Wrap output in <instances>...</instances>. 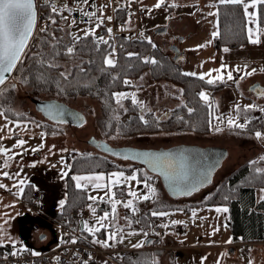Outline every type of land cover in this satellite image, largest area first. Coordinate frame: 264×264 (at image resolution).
<instances>
[{"label":"rangeland","instance_id":"1","mask_svg":"<svg viewBox=\"0 0 264 264\" xmlns=\"http://www.w3.org/2000/svg\"><path fill=\"white\" fill-rule=\"evenodd\" d=\"M99 1L100 0H88V3L85 4L84 0H72V3L68 5V7L66 6L59 10L63 13V23L68 37L72 38L77 35L82 36L83 32L89 29H94L95 32L99 31L96 24L107 15L105 12L100 10L103 4L100 6ZM166 3L168 4L162 5L157 9L154 7L155 4H149V6H146L141 0L139 7L141 13L137 17H130L129 14L127 20L124 21L122 29L127 31L129 36H133L134 32L131 30L136 29L138 32L137 34H140L144 38L155 39L156 43H158L160 47L168 51H170L169 45L176 42L178 44L177 46H179L182 51L187 52V57L184 55V58H182L183 60L181 61V66L184 70L183 72H195L197 73V76L210 73V75L204 76L207 80L223 75L224 79L222 81L226 82L228 85L223 89L221 94H219L221 92L220 91L218 93L219 95L217 94L215 96V99L210 97L211 89L204 88L202 90V92L206 93L208 96V100H204V102L215 106V120L211 133L204 135L192 131L176 130L173 132L160 131L158 133H142L125 137L120 133V127L122 122L127 121L130 114H128L127 104L123 101L124 99L122 100V107L116 103V99L114 100L113 114L114 120L116 121L112 129L109 128L110 126L106 127L112 130L109 134H106L103 131L104 129L101 128L98 122L99 116L102 113L100 102H97V100L90 97H78L72 102H60L68 106V112L65 115V120L63 122L61 119L59 121L50 120V118L45 117V115L36 107L34 101L35 99L43 100L53 98L55 96L51 94H31L26 92L28 89L25 85L22 86V90L18 91L13 109L19 113L26 114L28 117L27 119H12L7 116L2 109H0V112L4 113V115L0 116V122L2 127L6 129V131L3 130V132H1L2 137H6L9 133L15 131L22 133V135L17 137L26 141L28 139V134L30 139L27 142H30L28 144L31 145L34 143L33 145L35 146L32 147L33 149L38 148L40 144L44 145L43 148H39V150L34 153H39V151H41L44 154L43 157L45 159H51L55 164L62 167L66 165V155L71 153L87 154L99 152L100 154H104L105 156L126 166L134 164L138 165V168L139 166H142V168L145 167L144 170L148 175L147 169L149 170V168L146 167V165L143 166L141 161L131 156L130 159H127L126 161L123 159L117 160L114 158V155L111 156L107 154L110 151H104L102 149L98 150L94 147L92 143L96 140L107 142L109 144V150H111V152H116L115 154H117L119 158L120 156H129V147L151 149L150 152L144 153L171 152L176 156H181L183 159H187L186 153L184 152L191 147L202 151L219 149V154L224 153L223 146L227 147L225 148L226 155L223 154V157L222 155H216L214 158V166H212V164H209V166L205 165V168H203L202 171L199 170L198 173L193 176L191 183L196 185V190H194V192L197 190L199 191L196 193L193 192L190 196H180L179 194L181 193L176 190L173 182L171 180H166L165 177H161L158 179L159 181L156 180L152 183L149 182L156 189V196L147 201L137 200L130 196H128L125 200L115 197V199L123 202H126L128 199H133L134 205L139 208L138 212L132 213L130 209H125L121 205H117L115 219H112L113 227L109 226L105 228L108 237L112 233H116L115 238L120 239L119 246L122 247L131 243L144 241V228H142L138 218H140L141 215L152 211L168 212L169 215L166 216L167 221L163 223V225L166 224L168 226L164 227L163 231H165L166 235H178L176 230L177 226L187 225V223L194 218L192 215L193 210L196 211V214L201 212L199 208L202 204L200 202L207 199L212 192L216 190L226 175L232 173L233 170L242 163V161L252 157L251 150L246 148L249 144H251L250 141L264 145V138L258 139L255 133H243V131L239 128H229L230 125L228 124V121L225 120V115H227L229 118H235L238 123H244L245 119L248 120L251 116L262 112L260 109H263L264 99L259 102L258 100L251 99L250 95L252 97H257L258 93H255V90L253 89H249L250 87L247 88L242 86L243 83H241L240 77L241 75H244V73L251 72L252 69L257 70L260 68V65H258L259 62L255 60V55L257 53H254L255 57H253L241 51L242 49L237 50L227 48L228 51H222L225 49L223 48L219 55L222 61H218L217 59L216 65L212 66L216 60L212 63L210 60V57H213V53L209 51L210 45H208L209 29L206 28L209 22L206 25L205 21L200 22L197 20V22H195L188 18L197 17V6L179 4L175 0H169ZM173 3L177 6L171 7L170 5ZM134 7L135 6H130L129 8L131 11H134L136 10ZM69 9L71 10L69 11ZM149 9L151 10L150 12ZM84 13H95V15L89 17L84 15ZM65 17L67 19H64ZM73 21H75V23H73ZM162 26H168L167 30L161 33H154L156 28H161ZM194 29H196V34L187 36V31ZM201 45H203V47H198ZM170 52L172 53V51ZM246 58H251L250 62L247 63L241 61ZM221 65H225L226 67L221 69ZM237 68L240 69L238 72H240L241 75L236 74ZM216 69H221V71H213ZM229 71L232 72V80L227 79V73ZM141 77H143L142 80ZM217 82L221 81L218 80ZM133 83L134 88L117 92L136 93L137 100L143 102V105L147 109H150L149 112L155 113L160 119L165 120V118L169 116L168 111H171L174 107L184 101V98H182L181 88L165 81L153 80L148 71L141 73V75L134 80ZM253 83L255 82H252L251 85ZM244 89L246 91H244ZM227 96H230V98L234 97L225 104V101L228 99ZM237 105L240 106L239 114L237 112ZM246 105H256L257 107L246 110L244 108ZM137 106L139 108V113L145 114L142 113L140 105ZM226 106L228 108L227 112L223 110ZM37 119L40 121L54 122L58 126L59 130L51 133H45L43 129L38 126L39 124L36 121ZM217 127L222 130L216 131L215 129ZM260 127L257 131L264 133V130L260 129ZM38 136L41 138H38ZM67 139L72 143H69ZM75 144H79L80 146H84L86 148L80 149ZM3 145L5 148H10L12 146V142H7ZM228 149L232 153H229ZM261 155L264 156V149H261ZM139 156L144 157L143 155ZM232 156H234V158H232ZM144 158L146 159V157ZM218 165L219 168L216 169ZM120 171L121 170L115 172ZM122 172H124L125 176L133 174L125 171ZM150 175L154 176L155 173L153 174L151 171ZM120 185H125L127 187V193L129 192V188L137 191L139 195L147 193V189L144 187L143 183L137 184L135 181H130L122 182ZM114 188L115 186L112 188L113 192ZM90 189L94 188L90 186ZM92 195L94 196V194ZM98 201L99 200L96 202ZM219 208L228 209L226 206ZM189 209H192L191 212L188 211ZM225 213L227 212L216 211L215 214L217 217L215 218V225L212 228L214 231H216V229L220 232L224 231V227L228 224L227 217L224 215ZM172 221H178V223L171 227L169 225L173 224ZM104 223L110 225V220L108 219ZM199 228L201 227H195L197 231ZM221 236L222 234L220 233L218 235V239H220ZM93 237L96 240H102L98 239L97 235H93ZM121 237H123L122 241ZM115 238L113 239V243L111 245L112 247H117V245H114ZM178 239H180V236ZM223 240L226 241L224 236ZM257 248L264 249V246H258ZM234 249L237 250L236 248ZM142 250H144V248ZM224 251H228V249H225ZM253 258L255 260L256 255L252 253L248 261L250 262Z\"/></svg>","mask_w":264,"mask_h":264},{"label":"trees","instance_id":"2","mask_svg":"<svg viewBox=\"0 0 264 264\" xmlns=\"http://www.w3.org/2000/svg\"><path fill=\"white\" fill-rule=\"evenodd\" d=\"M52 6L44 7L43 17H52L56 23L48 24L45 32H40L39 29L35 31L31 38L25 55L22 57L23 63L18 65V68L13 72L12 76L8 78L7 82L0 87L4 90L0 95V109L12 119H27V115L17 112L13 109L16 95L22 86L27 87V91L31 94H51L61 102H72L78 97H90L101 104L102 113L99 116L98 122L106 134L112 132L114 123V100L113 93L121 90L134 88L133 81L136 80L141 73L148 71L153 80L165 81L178 86L182 90L183 103L177 105L169 112V116L160 119L155 113L146 112L145 119L149 121L148 124L143 123L139 116V108L133 105L131 98L124 99L127 104V111L130 116L126 122L121 123L120 133L126 136H134L142 133H158L160 131L173 132L192 131L200 134H209L212 132V127L215 120V106L204 102L199 96L204 88L211 89V98L222 91L226 86V82H216L208 84L207 79H200V76L184 75L181 64H177L172 60V53L164 50L155 39L151 38L152 47L148 43V38L137 36L131 38L126 33L117 34V39L120 47L115 50V59L117 66L115 68H107L104 63V57L111 51L110 44H99V50L96 46V38L106 31V28L100 25V30L95 32L94 36L82 38L75 44V52L72 55L65 54L66 46H71L73 41L71 37L66 34V28L63 23V13L51 11ZM123 8L116 10V23L120 24L126 21L128 11ZM261 13V27H264V6H258ZM218 26L220 35L215 37L213 45L217 49L222 48H237L240 45L248 44L247 21L243 14V9L240 6H219ZM62 29V30H61ZM53 34L60 39L58 51L62 54L56 57V62L59 67L49 68L46 65L38 63L39 56H34V53H41L42 55L51 52L50 44L55 43ZM83 37V35L81 36ZM47 41L48 43H45ZM129 52L139 54L137 57H128ZM153 57L159 63L156 65L150 63H143L142 58ZM185 57L187 53L185 52ZM48 59H51L48 56ZM91 62V63H89ZM83 68L84 71H80ZM66 71V72H65ZM70 73L67 79H64L60 73ZM43 75V79H38ZM113 77H118L113 79ZM245 78V77H244ZM124 79L132 81V85H125ZM13 85L15 87H13ZM188 108L194 109L192 113L188 112ZM264 109V104L263 107ZM159 118V119H157ZM182 118V119H181ZM39 126L45 133L58 131L56 124L48 121L36 120ZM249 123L244 127L246 133L254 134L258 128L264 127V111L257 117H252L248 120ZM71 168H68V175L66 176V198L65 203L60 210L55 213L54 218L61 221L66 218L72 221L77 212L85 209L87 206L88 192L87 189L79 190L75 187L76 182L71 179L74 173L90 172V171H108L109 169H124L128 172L135 171V166H123L117 161L100 153H83L78 156H68ZM254 158L246 160L239 165L232 173L226 175L216 190L205 200L200 202L202 205H228L230 208V215L236 220V226L239 232L249 235L256 232H263L257 238H247L245 241H259L264 238V200L257 202L254 206L258 207L259 212L252 209V203L257 199L256 189L258 187L264 188V173H256L255 168L264 169V160ZM251 161H257L255 165ZM138 176L140 179L147 175L143 169H139ZM150 177L149 173L147 175ZM150 182V181H149ZM117 190L126 191V186L121 185L116 187ZM31 187L27 191V199L31 195ZM251 207V208H250ZM141 225L149 234L154 233V229L158 224H163L166 221L165 216H152L150 213L142 215ZM84 227L82 232H84ZM262 236V237H261ZM160 249L139 250L136 256L124 258L128 263L134 264L135 261H156L161 256ZM93 264V263H92Z\"/></svg>","mask_w":264,"mask_h":264},{"label":"crops","instance_id":"3","mask_svg":"<svg viewBox=\"0 0 264 264\" xmlns=\"http://www.w3.org/2000/svg\"><path fill=\"white\" fill-rule=\"evenodd\" d=\"M122 1L125 3V7H126L125 9H127L128 15L130 14V17H137L141 13L140 8H139L141 0H122ZM142 1L144 2V5L146 6H149V4L153 5L157 3V0H142ZM168 1L165 0L164 5H167L168 3L166 2ZM175 1L179 4H185V5L187 4V5L198 7L197 17H191V18L188 17V18L195 22H197V20H199L200 22L205 21L206 25L209 22L206 29H209V33H208L209 35L208 43L210 41V43L208 44L210 45L209 51L213 53V57H210V60H211V63L214 62V60H216L215 63L212 64V66L216 65L217 59L218 61H222L219 55L223 48L217 49L214 47L213 42L215 38L212 36V33L217 30L216 25H217L218 18L216 16L208 15L209 12L217 11L216 8L209 6L211 4L217 3V0H175ZM99 2L101 6L102 4H105L106 2H108V0H100ZM130 6H135L134 8L136 10L131 11L129 8ZM250 11H252V9H250ZM132 13H135V15H132ZM97 23H99V21ZM123 26H124V23H122V25H117L116 28L118 31L127 34V31L122 29ZM248 26L249 25L247 24V27ZM100 29L101 28L98 27V30ZM131 31L134 32L133 36H130L131 38L135 36L136 37L141 36L140 34H137L138 32L136 31V29H133ZM195 34H196V29L187 31V36H192ZM260 39H261V42L259 44H252L250 42H247L248 44H245L242 46L240 45V47L230 48V49H237V50L242 49L241 51L249 54L250 56H253V57L256 56L255 60L259 62L258 65H260V68L257 69L256 72L250 76L245 75V73L244 75H241L240 72L238 71L236 72L237 75H241L240 77H243V79H241V83H243L242 86L247 87V88L251 86L252 82H256V81H259L262 84H264V71H262V69L264 68V64H263L264 35H261ZM254 53H257V54L254 56ZM250 60L251 58H246L241 61L248 63L250 62ZM244 91L246 90L244 89ZM222 92L223 90L219 94H221ZM257 95H258L257 97H252L250 95V98L254 100H258V102L264 99V95H261V94L260 95L257 94ZM227 98L228 99L227 101H225V104L226 102H229L232 99L230 98V96L229 97L227 96ZM227 109L228 108L226 106L225 109L223 110L227 112ZM261 113L259 112L257 113V115L255 114L254 116H251V117H255V116L257 117ZM225 116H226L225 120L228 121L229 117L227 115ZM50 120H54V119L50 118ZM56 121H59V120H56ZM61 121L63 122L64 120H61ZM50 123L55 124L54 122H51V121ZM229 128H232V126H229ZM234 128H237V127H234ZM3 130L6 131V129L2 127V124L0 122V137H2L1 132H3ZM241 130L243 131V133H246L244 128H242ZM246 134H249V133H246ZM19 135H22V133L15 132V131L9 133L6 137H2L3 139H0V145L4 147L3 145L4 143L12 142V146H13L14 143L16 144V141H17L16 139H19L17 137ZM27 138L28 139L26 140V144L23 145L22 147L12 148L11 146L9 148L11 149V152L9 154L13 155V159L9 161V166L7 168H0V171L6 170L9 173L13 174L11 178H5L3 176H0V183L7 186L5 188H0V225H3V231L2 233H0V235H4L8 238L7 240H5V243L3 245H0V248H11V250L12 249H29V250H32L33 252L40 253L49 248L55 247L64 241V238L66 236L65 235L66 230L61 225V222H58L59 220L54 218L55 213H57L60 210V208L63 206L60 204V201L61 200L65 201V198H66L65 196L66 176H64L63 173L69 171L66 165H70V160L67 157L68 156L74 157V156L81 155L83 153H74V154L71 153L69 155H66L67 162H66V165L62 167V166L55 164L51 159H47V158L45 159L43 157L44 154L41 151H39V153H34L32 151L33 149L32 147L35 145H33L34 143H32V145L28 144L30 143V142H27L30 139L28 134H27ZM38 138H41V137L38 136ZM68 139L67 141L70 143L71 141ZM250 142L251 144H249L246 148L251 150L252 157H250V159H247V160H251L256 157L257 158L261 157L262 156L261 149H264L263 148L264 145H261V143L257 144L253 141H250ZM75 145L80 149L86 148L84 146H80L79 144H75ZM92 145L99 150L98 146L94 144ZM223 147H224L223 154L226 155L225 148L227 147L226 146H223ZM194 150L195 148L193 147L189 148L188 153H186L188 156L187 155L186 156L188 159H190V162L194 164L193 166L194 168L201 169L202 168L201 164H203V162L199 161L200 158L199 159L197 158L196 151ZM228 151L229 153H232L230 152L229 149ZM107 154L111 156L114 155V158L117 160L123 159L124 161H126L127 159H129V158H123L122 156H120L119 158L117 155L110 153V152ZM232 158H234V156H232ZM4 159L5 157L2 158L0 162H2ZM242 163H244V161H242ZM219 165L216 167V169L219 168ZM123 166H126V165H123ZM127 166H135L136 168H135V171L133 172H136L137 176H138V171H140L139 169L144 170L145 168V167L142 168V166L141 167L139 166L138 168L137 167L138 165H134V164L127 165ZM212 166L214 165L212 164ZM118 170L128 172L124 169H113V170L109 169L108 171L104 170V171L77 172V173H74L73 175H90V174H101L102 173L104 174L105 179L104 181H101V182L108 183V180H107L108 175ZM147 171L150 175L151 171H149L148 169ZM133 172H129V173H133ZM195 172L196 171H193L192 173H190L192 177L189 181L190 183L193 180V176L195 175ZM15 173H19V175L18 176L14 175ZM150 177H151V179L149 180L150 183L156 180L159 181L158 174H155L154 176L150 175ZM138 179H140L139 176H138ZM20 180L25 181L23 185L19 186V187H23L22 193L19 192V187H17L18 182ZM141 180H143V178ZM90 186L91 185H89V187L87 188L88 196L89 195L93 196L92 194H94V196L105 197V199L103 201L99 200L98 202L89 200L87 206L84 207L85 209L81 210L82 211L81 217H82L83 222L84 221L88 222V227H99V225L96 224V221L94 220H96V217L102 216L105 211H108L109 213H111V203L109 202V197L105 196L106 189H90ZM30 187L32 191L35 187H38L45 191L46 201H45V207H44L45 209L43 210L45 211V213L48 215L49 218L42 216L38 212L28 210L23 205V200H27L26 197L29 194L27 193V191L29 190ZM261 189H264V188L258 187L256 189L257 199L254 200V202L252 203V209L256 210L257 212H259V209L257 206L255 207L254 204H257V202H261V197H264V192H262ZM198 191L199 190L195 192L192 191L191 195L193 194V192L196 193ZM114 192L116 193L115 197L121 198L123 200H125L129 196L127 193V187H126V191H123V190L119 191L116 189V186H115ZM179 195L188 196L184 194H179ZM89 204H92V206L97 209L95 214H93L91 210L89 209L88 207ZM222 206L228 207L227 213L224 214L227 217L228 224L224 227V231L220 232L217 229L216 231H214L212 228L215 225V218L217 217V215L215 214L216 213L215 209L222 207ZM199 209L201 212L197 213L196 216H194V218L189 223H187V225L177 226L176 230L178 232V235L180 236V239H178L179 238L178 235L176 236L168 235V234L166 235L165 231L163 232V234H161V236H159L158 244L159 246H164V247H155L151 249V250L160 249L162 251L161 256L157 258V264H264V249L257 248L258 246H264V238H262V240L260 239L259 241H256V243L255 241H251L253 243L250 245V251L247 253H243V254L239 253L237 250H235L231 246V244L234 242L245 241L252 237L257 238L260 235L263 236L262 231L260 233L256 232L255 234L252 233L249 235H245L239 232L240 231L238 228L239 225L236 226V220H234L232 216L230 215L231 213H230V208L228 205H203V206L201 205ZM191 210L192 209H189L188 211L191 212ZM149 213L151 214V212H148L146 214H149ZM109 220H110V226L113 227V220H112L111 215L109 217ZM139 221L141 224L142 223L141 219H139ZM166 221H167V218H166ZM169 226L172 227L175 225L171 224ZM83 227L85 229L84 223H83ZM195 227L197 228L201 227V228H199V230L197 231ZM143 232L147 233V235H144V242H145L144 249H145V247H147V244L150 241L151 234L146 232L145 229H143ZM220 233L222 234V236L220 239H218V235ZM82 234H84V236H86L93 242L96 241V239L93 237V234L89 233L86 229ZM95 235L98 236V239L108 240V244L110 245L108 247H111L113 243V239H110V240L107 239L108 235L106 233L105 228L100 229V231L95 233ZM223 236L226 238V241L223 240ZM244 236H246L248 239H244ZM230 239H231V242H229ZM119 240L120 239L115 238L114 245L119 246L120 245ZM9 241H12L14 243H11ZM97 244L102 245L100 243H97ZM134 244H137V243H131L124 247L134 248L133 247ZM225 249H228V251H224ZM252 253L256 255V258L255 260L254 258L251 259V261L249 262L248 260ZM93 264H116V263L112 262L111 260L100 259V260L95 261Z\"/></svg>","mask_w":264,"mask_h":264},{"label":"snow or ice","instance_id":"4","mask_svg":"<svg viewBox=\"0 0 264 264\" xmlns=\"http://www.w3.org/2000/svg\"><path fill=\"white\" fill-rule=\"evenodd\" d=\"M47 2V0H46ZM84 3L87 4L88 0H84ZM165 4V0H157V3L154 5L155 8H160L162 5ZM240 6L243 9V14L246 18L247 24L249 25L247 27V33H248V39L249 42L252 44H259L261 42V35H264V27H261V13L259 11L258 6H264V0H217V3L209 5L210 7H214L217 9L216 12H209L208 15L210 16H216L219 17V6ZM171 7H176L177 5L173 3L170 5ZM252 9V11H250ZM71 9H69L70 11ZM51 11L55 13L57 11V8L55 5H52ZM151 10L149 9V12ZM86 16H93L95 13H84ZM51 21L53 24L56 23L55 19L51 18ZM64 19H67L66 17ZM108 20H111V17H107ZM37 20V13H36V5L34 3V0H0V85H4L5 81L8 79V75L11 74L14 70L18 68L19 64L23 63L22 57L25 55L26 49L28 48L29 41L33 37L34 30H35V24ZM75 23V21H73ZM103 23V20L101 19L99 23L96 24V27H100V25ZM255 26V27H253ZM217 30L212 33V36L218 37L220 35L219 32V26H218V20H217ZM46 28L39 29L40 32H45ZM62 30V29H61ZM108 33L110 34L112 32V29H107ZM95 30L89 29L85 30L83 32V37L81 36H73L72 37V45L66 46V53L68 55L74 54L76 48L75 44L78 43L82 38H87L89 36H94ZM60 39L55 37L53 34V40L55 43L50 44L51 52L46 55H42L41 53H34V56H39L38 63L41 65H46L49 68H57L59 67L58 63L56 62V57L60 56L62 53L58 51V47L60 44ZM45 43H48L45 41ZM148 43L152 45V47H156V45L152 44V41L150 38H148ZM210 43V41H209ZM99 44H105L108 45L109 41L105 40L103 36H99L96 38V46L97 50H99ZM111 51L108 52V54L104 57L103 63L107 68H115L117 66V62L115 57V47L110 46ZM203 47V45L198 46ZM224 51H228L227 48L224 49ZM128 57H137L139 58L138 53L129 52ZM48 56L51 57V59H48ZM143 63H150L153 65L158 64L159 62L153 58V57H144L142 58ZM91 63V62H89ZM225 65H221V69L225 68ZM221 69H216L213 71L220 72ZM240 69L237 68L236 71H239ZM80 71H84L83 68L80 69ZM264 71V69H262ZM256 72V69H252L251 72L245 73V75H252ZM60 75L67 79L68 75L70 73H60ZM184 75H190V76H196L197 73H184ZM205 75H210V73L201 74L200 79H204ZM43 75L38 77V79H43ZM118 77H113V79H117ZM143 77H141V80ZM224 79L223 75H219L213 79H208V84H214L218 80L222 81ZM227 79L232 80V72L229 71L227 73ZM243 79V77H241ZM123 83L125 85H132V81L128 79H124ZM13 87H15L13 85ZM2 89H0V95L3 94ZM182 91V90H181ZM261 95H264V90L260 92ZM115 99L116 103L121 105L122 107V100L131 98V102L133 105H140L142 113L149 112L150 109H147L143 102L138 101L136 97V93H124V92H117L112 94ZM199 96L201 99L207 101L208 96L204 92H200ZM256 105H246L244 108L247 109H253L256 108ZM261 111H264V109H260ZM194 109L188 108V112L192 113ZM240 106L237 105V112L239 114ZM4 115L3 112H0V116ZM167 115V114H165ZM139 119L145 123L148 124L149 121L145 119L144 114H141L139 116ZM159 119V118H157ZM182 119V118H181ZM249 123L247 119H245L244 123H238L235 118H229L228 124L232 127L237 128H244ZM39 126V125H38ZM216 131H221L219 127L215 129ZM43 135V134H42ZM256 137L264 138V133H261L257 131L255 133ZM0 139H3L0 137ZM26 144V141L23 139H18L16 141V144L12 146V148H19ZM43 144H40L38 148L32 149L33 152L38 151L39 148H43ZM64 151V150H62ZM11 149L5 148L2 145H0V155H3L5 159L0 162V168H7L9 166V161L13 159V155H10ZM144 157H146L145 162L149 164V166L152 168L153 171L160 172L161 175L165 177L166 180H171L173 182V185L176 187V190L179 191L181 194L184 195H191L192 191L196 190V185L192 184L190 182H187V172L183 169V164H180V171H177V159L173 157L169 153H142ZM63 159V158H62ZM183 158H181L182 160ZM261 160H264V156L260 158ZM251 164L255 165L257 161H251ZM66 167L71 168V165H66ZM256 173H264V169L256 167L255 169ZM13 174L9 173L6 170L0 171V176H3L5 178H11ZM14 175H19V173H15ZM64 176L68 175V172L63 173ZM73 181L76 182L75 187L79 190H85L91 185L94 189H106L105 196L109 197V202L111 203V213L108 211H105L102 216L96 217V224L99 225V227H88V222L84 221L85 229L89 232L95 235V233L99 232L101 228L109 227L110 225L105 224L104 222L107 221L111 215L112 219H115V213L117 211V205H121L125 209H130L132 213H136L139 211V208H137L134 205L133 199H128L126 202L120 201L115 199L116 193L112 191L113 186L119 187V185L122 182H130L135 181L137 184L143 183L144 187L147 189L146 194L139 195L137 191L131 190L129 188L128 195L134 199L137 200H144L147 201L151 199L152 197L156 196V189L149 183V180L151 177H148L147 175L144 176L143 180L138 179L137 173L133 172L130 176H125L124 172H114L108 175L107 180L108 183H102L101 181H104L105 177L104 174H90V175H73L71 177ZM25 183L24 180H20L18 182L17 187L20 185H23ZM6 185L0 183V188H5ZM262 192H264V189H261ZM19 192H23V187H19ZM88 199L91 201H103L105 197H97V196H88ZM262 200H264V197H261ZM65 203L64 200L60 201V204L63 205ZM89 209L93 214L96 213L97 209L92 206V204L88 205ZM217 212H227V208H216ZM152 216H167L169 215L168 212L164 211H152ZM193 216L196 215V211L193 210L192 213ZM127 220V217H126ZM138 222V221H137ZM173 224L178 223V221H172ZM163 227H167L168 225H162ZM3 231V225H0V233ZM144 235H147V233H144ZM116 236V233H112L108 239H114ZM8 238L4 235H0V245H3L5 243V240ZM123 237H121L122 241ZM11 243H14L12 241H9ZM72 243L76 242V239L73 238ZM95 243H100L105 247L110 246L108 244V240H96ZM231 242V239L229 240ZM144 241H141L137 244H134V248H140L144 246ZM38 255V253H36ZM12 255H16L15 252L12 253ZM87 264V262H85ZM134 264H157L156 261H141L137 260L134 262Z\"/></svg>","mask_w":264,"mask_h":264},{"label":"built area","instance_id":"5","mask_svg":"<svg viewBox=\"0 0 264 264\" xmlns=\"http://www.w3.org/2000/svg\"><path fill=\"white\" fill-rule=\"evenodd\" d=\"M72 0H36L37 4V22L36 29L47 27L52 21L50 17H43L44 7L55 5L57 11L61 10L63 7L70 5ZM125 7V3L122 0H108L105 4L101 6L103 12L107 15L102 18V25L106 28L105 32L101 35L105 40L109 41L110 46H114L117 50L120 45L117 39V34L122 32L118 31L116 26L122 25V23H116V10L117 8ZM135 15V13H132ZM107 17H111L108 20ZM52 18V17H51ZM111 28L112 32L109 34L107 29ZM264 130V128L260 127ZM4 158L0 155V160ZM27 200H23V205L31 211L38 212L44 217H48L43 209H45L46 193L44 190L35 187ZM82 211L77 212L75 218L72 221L63 218L61 225L66 230V236L64 241L53 247L49 248L43 252H33L29 249H12L11 248H0V264H92L97 260L106 259L115 262L116 264H130L124 258L136 256L138 251L143 249L140 248H125V247H103L99 245L83 234L80 230V220ZM49 218V217H48ZM164 227L162 225H157L154 229V234L150 240V244H147L145 249H153L159 246L157 239L161 234H163ZM75 238L76 242L72 243V239ZM253 242L250 241H239L231 244L233 248L241 254L250 251V245ZM15 252L16 255H12Z\"/></svg>","mask_w":264,"mask_h":264},{"label":"water","instance_id":"6","mask_svg":"<svg viewBox=\"0 0 264 264\" xmlns=\"http://www.w3.org/2000/svg\"><path fill=\"white\" fill-rule=\"evenodd\" d=\"M34 3H35V5H36V13H37V4H36V0H34ZM36 22H37V20H36ZM36 25V24H35ZM35 28H36V26H35ZM167 28H168V26H162L161 28L159 27V28H156L155 30H154V33H161V32H163V31H166L167 30ZM34 33H35V30H34ZM34 35V34H33ZM31 40L32 39H30V41H29V44H30V42H31ZM178 44L175 42V43H172L171 45H169V49L172 51V53H173V56H172V59L174 60V62L175 63H177V64H181V61L183 60L182 58H184V55H185V51H182L180 48H179V46H177ZM29 46V45H28ZM27 50V49H26ZM15 71V70H14ZM13 71V72H14ZM13 72L11 73V74H6V75H8V78H10L11 76H12V74H13ZM8 80V79H7ZM7 80L5 81V83L7 82ZM2 85H0V87H1ZM250 88L251 89H253V90H255V93L257 92L259 95H260V92L262 91V90H264V85L261 83V82H259V81H256L255 83H253L251 86H250ZM35 103V105H36V107L45 115V116H47L46 114H47V112H48V110L50 109V106H56L57 104H61V106L63 107V108H67L68 109V106H66V105H64V104H62V103H60V101H58V100H56V99H45V100H38V99H35V101H34ZM61 120H65V119H61ZM98 147H99V149H102V150H104V151H110V153H113V154H115L116 152H111V150H109V144L107 143V142H104V141H102V145L101 146H99V145H97ZM128 150H129V154H132V153H138V155H141L142 153H144V152H150L151 151V149H140V148H132V147H129L128 148ZM131 151H134V152H131ZM162 153V152H161ZM115 155H117V154H115ZM130 156L131 157H133V158H135V159H138L139 161H145L146 159L144 158V157H139V156H133V155H129V156H122V157H129L130 158ZM223 157V156H222ZM175 158L177 159V170L178 171H180V164H183V169H184V171H186L187 172V174H190L191 173V170H190V164H189V159L187 158V159H182L181 160V156H176L175 155ZM147 165H149L148 163H146ZM152 169V168H151ZM153 171V170H152ZM153 172H158V171H153ZM81 221V229L83 228V221L82 220H80Z\"/></svg>","mask_w":264,"mask_h":264},{"label":"flooded vegetation","instance_id":"7","mask_svg":"<svg viewBox=\"0 0 264 264\" xmlns=\"http://www.w3.org/2000/svg\"><path fill=\"white\" fill-rule=\"evenodd\" d=\"M43 100H45V99H43ZM67 112H68V109L66 107L63 108L61 106V104H57L56 106H50V109L48 110V112L46 114L47 116H45V117H48V118H51V119H54V120L65 119V117H66L65 115H66ZM92 144H94L96 146L97 145L101 146L102 145V141L101 140L100 141L99 140H96ZM135 148H137V147H135ZM188 150L189 149L185 150L184 153H188ZM194 151H196L197 158L198 159L200 158L199 161H202L203 162V164H201L202 165V168L201 169L194 168L193 167L194 164H192V162H190V159H189L191 173L193 171H196L195 174L199 170L202 171V169L205 167V165H208V166H209V164H213L214 165L215 164L214 163L215 162L214 158L216 157V155H223L222 151H221L222 154H219V152H220L219 149H217V150L216 149H210L209 151H206V150L205 151H202V150H197V148H195ZM131 152H134V151H131ZM167 153H169L173 157H175V155L172 154L171 152H167ZM129 155L139 156L138 153H132V154H129ZM139 157H141V156H139ZM127 158H129V157H127ZM141 162H142L141 164H143L144 166L146 165V167H148L149 170L152 171L151 167L149 165H147L145 161H141ZM153 173L158 174L159 178L164 177L163 175L160 174V172H153ZM191 178H192L191 175L190 174H187V182H189Z\"/></svg>","mask_w":264,"mask_h":264}]
</instances>
